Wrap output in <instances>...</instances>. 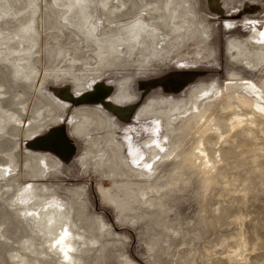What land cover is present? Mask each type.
<instances>
[{"label": "rangeland", "instance_id": "374dc122", "mask_svg": "<svg viewBox=\"0 0 264 264\" xmlns=\"http://www.w3.org/2000/svg\"><path fill=\"white\" fill-rule=\"evenodd\" d=\"M117 1L120 9L109 0H0V166L11 167L10 176L0 179V264L63 262L54 248L56 234L41 233L43 226L15 202L33 182L54 191L70 212V224L88 241L73 264H264V117L252 126L229 127L234 114H250L237 108L234 96H253L231 84L262 87L264 61L253 71L228 51L231 44L242 49L255 24L264 29V0ZM180 14L190 15L202 33L187 45L182 33L169 32ZM146 25L153 33L146 37L150 48L156 36L167 42L174 36L169 52L158 56L131 44ZM203 46L204 54H197ZM19 55L27 69L16 61ZM122 83L126 93L137 95L134 104L124 103L127 95L121 105L111 101ZM97 88L109 91L100 105L103 116L86 98ZM200 89L220 92L196 98ZM162 98L183 108L173 130L163 118L161 129H154V119L142 120L146 104ZM195 102L207 109L201 121L182 114ZM41 111L56 121L43 122ZM79 114L89 118L91 139L73 134ZM38 123L48 124L38 130ZM114 134L126 148L119 156L126 163L149 158L155 138L167 154L161 153L150 176L147 170L115 168L110 151L112 159L97 166ZM198 143L209 156L208 169L187 161ZM39 153L59 161L61 169L34 178L26 163Z\"/></svg>", "mask_w": 264, "mask_h": 264}, {"label": "bare ground", "instance_id": "6f19581e", "mask_svg": "<svg viewBox=\"0 0 264 264\" xmlns=\"http://www.w3.org/2000/svg\"><path fill=\"white\" fill-rule=\"evenodd\" d=\"M186 3H187V1H186ZM110 4L113 7H119V3H118L117 0H109V5ZM166 5L169 6V3L166 4ZM119 9H120V7H119ZM152 11H154V9ZM160 12L162 13L163 11H160ZM155 13H156V11H155ZM189 16L190 15L180 14L176 18L174 17L175 20L173 19L172 25H171L170 30H169L170 34H172V35H177V34L182 33L184 35L183 38H184V40L186 42L184 45H187V42L189 43V41L190 42L192 41V39L194 38L193 36L195 35L194 33L199 32L200 34H202L200 31H198V29H196L194 27V24L193 25L190 24L191 21H189ZM153 18L154 17H152V19ZM159 22H160V20H159ZM26 29H28V28H26ZM163 30L164 29H162V31ZM261 32H264V29H262V28L258 29L256 24H255V26L251 30V33H253V34H251L244 41L240 42V45L243 47L242 49H240L238 46H235L233 44H231V46H229V48H228V51L232 52L233 57L236 58L235 60H238L239 63H242L243 65L246 66V68H249V69H251L253 71L261 70V68H259V67H261L260 66L261 65V61H264V37H262L260 35ZM29 34L31 35L32 33H29ZM152 34L153 33H151V31H150V29H149V27L147 25L146 26H140L138 31H137V33L133 37V40L131 41V44L133 46H138V49L142 50L141 52L151 51L155 55L159 56V55L162 54V52L164 53V52L167 51L168 42H171L174 45V42L176 41L174 36H172V40L168 41V42L166 40H161V39H159L156 36L154 38V40L152 39L154 41V42L152 41L153 42V45H152L153 47L150 48V44L149 43H150L151 40L149 39V42H148L146 40V37H151ZM164 34H166V33H163V35ZM258 36L261 37L260 40L258 39ZM177 39H178V37H177ZM152 42H151V44H152ZM169 45H170V43H169ZM9 47L10 46H8V49H9ZM12 49H14V48H12ZM128 49H126V50H128ZM10 51H12V50H10ZM6 52H7V50H6ZM14 52H17V50L14 51ZM167 52H169V51H167ZM204 52H205V46L200 47V49L198 51H196L197 54H204ZM3 53H4V47H3V45L0 44V56L1 57L3 56ZM25 55H27V54H24V56ZM31 56H33V54ZM15 57H16V61L20 65H22L21 62L24 60V57L22 55L15 56ZM12 59H9V60H12ZM26 60H28V59H26ZM256 61H259V62L256 64L255 63ZM19 64H18V66H20ZM25 64H27V63H25ZM23 65H22V68H26V67H23ZM29 69H31L30 72L33 71L31 67ZM18 71L20 72V70H18ZM16 74H18V73H16ZM25 75H26L25 77H27V74H25ZM74 82H75L76 87H77V85L80 87L79 89H83L84 87H86L85 85H82L80 83L77 84L78 82H76V81H74ZM87 84L91 85V86H89L90 87L89 89H91L92 81H88ZM231 85H233L234 88H236V89H237V87H238V89H239V87H243L244 91L245 90L249 91L251 93L250 95H253L251 98L248 97L249 95L245 96L242 93H239L238 95L234 96L235 100H237V103H238L237 108H239V109H243V108L249 109L250 110V114H249V117L243 116V115H240V114H234L233 118L231 119V121L229 123L230 124L229 127H230L231 131H233L234 129H237V128H243L245 126L254 125V123H255L254 120H255L256 117H258V116H260L262 118L264 117V104H263V102H264V80H263L262 87H258L255 84H253L252 82L239 81V80H237V82H235V83H232ZM77 88H76V90H77ZM85 91L86 90H83L80 93H83ZM77 92H78V90H77ZM130 92H131L130 94L126 93L125 83H122V84H120V94H118L115 97H113L111 99V101L114 102L115 104H120L121 105L123 103L124 99L126 98L125 96L127 95V98H126L127 102H124V103L130 102V104H134L136 102V100H137V95L134 92H132V91H130ZM219 92H218V90L214 91L215 96L218 95ZM195 93H196L195 96H197L196 98L209 97L211 94H214V93H212L211 91H209L207 89H200V90L196 91ZM49 94H51V93L49 92ZM49 94H47V95H49ZM49 96H50V99L54 101V103L55 102L58 103V101L56 100V98L52 94L49 95ZM49 96H47V97H49ZM108 97H109L108 89L106 91L105 89H100V88H97L96 91H93L92 93H87V95H86V98H87V100H89V102H92L93 104H97V106H94L92 108L95 109L102 116L104 114V110H101L102 106H100V105L102 103H105L106 100L108 99ZM47 99L49 100V98H47ZM168 99L169 98H162V99H160V101H155V100L152 99L151 101H149L146 104V106L144 107V109L142 110V112H141V115L143 117L142 120L143 119H145V120L147 119L148 120V118L149 119H154V125H155L154 129H158V128L161 129V123H159L158 121H159L160 118H163L165 120V126L166 127H171V128L174 127L175 128V121H177L178 115H179V114H177V111L182 110L183 108H179L181 106H179V107L173 106L172 101H170ZM156 105L157 106L159 105V106H162V107L164 106L165 107L164 111H163L162 108L160 109V107L156 108ZM61 106L63 108L65 107L63 104L60 105L58 103V107L62 108ZM180 112H182V111H180ZM189 112L193 113L192 115H193L194 120L201 121L202 119H204L203 117L205 116V114L207 112V109H205L202 106L200 108H196V102H195V103L191 104L190 108L184 110V112H182V114L184 116L185 115L187 116ZM41 113L44 114V117H43L44 119L43 120L41 119L43 122L45 120L49 121L50 118H51V122L52 123H54L56 121V119L52 118L53 115L50 114L51 112H49V111L42 112L41 111ZM43 114H42V116H43ZM95 114H97V113H95ZM79 115H78L79 118L78 119L76 118L78 120L77 123L75 122V125H73V134L75 136H77V137H81L83 135H88V137L90 138L91 132H90L89 129L91 127V123L89 122V118L84 117L86 114L85 115L84 114H79ZM75 116H77V115H75ZM179 117H182V115L179 116ZM14 118L19 119V117L17 115ZM96 118L101 119L99 114L96 116ZM193 118H191V119H193ZM98 119H96V120H98ZM38 120H39V118H38ZM58 120H59V118H58ZM178 121H179V119H178ZM20 123L22 125L21 121H20ZM33 123H35V120H34ZM39 124L40 123H38L36 125L38 126ZM47 124L48 123H46V124L44 123V125L40 124L38 127L37 126L36 127L34 126V127L37 128V129L38 128H43V127L45 128V126ZM105 124H106V122H105ZM97 125H98V123H97ZM107 125H110V123L107 124ZM101 126H103L102 122H101ZM172 130H173V128H172ZM34 132H36V131H34ZM218 133H220V132H218ZM248 133L250 135V132H248ZM29 137H31V136H29ZM169 139H170L169 136L166 137L167 142H169ZM153 142L154 143L150 145V156H149V158H147L142 163H138L136 161L135 162L132 161L133 162L132 163L130 161L132 163V165H131L130 162L126 163L124 161V159L123 160L120 159L121 158V157H119L120 153L122 152V150H124L126 148L123 147V144H121L118 140H116V134H114L113 138L108 140V145H107L108 151H106L105 154H102V153L99 154V158H101V159H97L96 160V165L102 167V166L105 165V163H108L110 161V158H111V157H109V151H110L112 153V155H113V159L112 158L111 159H112V161H114L113 166L115 168H137V170H139V171L142 170L143 173H144V171L147 170L149 172V176H150V174H151L150 172L154 168H157L158 165L160 164V161H161V158H162L161 153L162 152L166 153V151H167V147L164 144H162L158 139H156V138L153 139ZM200 144L201 143L196 144V146L193 148L192 152L188 155L187 161L194 167L197 166V168L208 169V168L212 167L211 166L212 164H210L209 156L202 149L203 144H202V146ZM127 148H129V147H127ZM169 151L171 152L172 150H169ZM28 153L33 154L32 152H29V151H28ZM171 156H172V154H171ZM9 158L11 159V161L13 160L12 156H9ZM33 162L35 163V165L33 164ZM12 163H14V161H12ZM26 164L28 165L29 169H32V171H33V175L32 176L34 178H38V179L45 178V176L48 173L52 172V171H50V169H55L56 172H58L61 169V164H60L59 161L53 159L51 156H48L46 154H40V153L37 154V155H32L30 161H28ZM4 168L6 169V170H4V172L0 171V179L3 178L4 176H6V174H8V175L11 174L10 173V168H11L10 165L6 166V167L0 166V169H4ZM35 168H37L38 172L36 171ZM43 172H45V173H43ZM143 173H140L139 175L145 176V174H143ZM19 194L22 195V197L20 199H17L15 202L18 205L21 206V211L24 214H28L37 223L38 226H43V229H41V230L39 229L40 232L45 234V232L47 231L48 233L56 234V237L54 239V245H55L54 248L56 249V251L60 255V257H61L60 259H62V261H63L61 263L62 264H70V263L73 264L74 260L77 259L74 254L76 252L78 253L81 250L82 245H86L88 241L86 242L85 237L80 232L75 230V225L74 224H70L69 221H70L71 217H70V212H69V216H67L68 212H67L66 204L63 203V201H61V199L56 196L54 191H52L50 189V187H48L45 184H37L35 182L30 183V184L24 186L22 189H20L19 190ZM23 195H25V197H23ZM132 197H134V196L132 195ZM69 209L70 208H68V210ZM64 229H67L68 235H67V237H65V239H64V241L62 243L57 244L56 241L60 238L61 235H63V230ZM49 241L50 240H48V242ZM51 249H53V248H51ZM65 253H67V259L65 258Z\"/></svg>", "mask_w": 264, "mask_h": 264}, {"label": "snow or ice", "instance_id": "6c2138e0", "mask_svg": "<svg viewBox=\"0 0 264 264\" xmlns=\"http://www.w3.org/2000/svg\"><path fill=\"white\" fill-rule=\"evenodd\" d=\"M262 37H264V32H261L260 34ZM135 162V161H134ZM68 232L67 229L63 230V235L60 236V238L56 241L57 244H60L64 241L65 237H67ZM63 250V249H62ZM65 258L67 259V253H65Z\"/></svg>", "mask_w": 264, "mask_h": 264}, {"label": "crops", "instance_id": "0c3cea01", "mask_svg": "<svg viewBox=\"0 0 264 264\" xmlns=\"http://www.w3.org/2000/svg\"><path fill=\"white\" fill-rule=\"evenodd\" d=\"M38 141L39 140H35L34 142H33V144H35L36 145V143H38ZM46 143V142H45ZM49 145H51V146H53L54 144H52V143H49ZM31 147V146H30ZM33 148V147H32ZM40 148V147H39Z\"/></svg>", "mask_w": 264, "mask_h": 264}]
</instances>
